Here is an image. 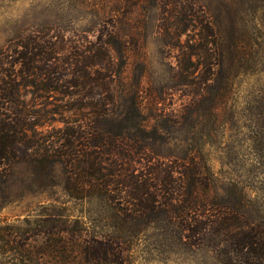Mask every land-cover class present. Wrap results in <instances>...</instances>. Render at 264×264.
Listing matches in <instances>:
<instances>
[{
    "label": "rangeland",
    "instance_id": "rangeland-1",
    "mask_svg": "<svg viewBox=\"0 0 264 264\" xmlns=\"http://www.w3.org/2000/svg\"><path fill=\"white\" fill-rule=\"evenodd\" d=\"M199 4L215 19L219 57L211 73L193 54L185 68L188 46L198 53L199 25L189 7ZM183 14L186 21L179 20ZM37 31L79 43L119 42L120 51L112 50L113 90L121 103L137 97L161 133L151 159L200 164L214 196L241 198L245 219L264 225V0H0V51L17 35ZM21 95L38 107L27 89ZM60 125L45 121L37 130ZM62 186L61 165L51 176L26 163L12 166L0 196V264H85L35 257L32 246L45 235L35 234L34 221L46 213L65 218L84 237L113 231L103 199H69ZM160 224H129L121 264H218L210 250L183 247L174 227ZM16 228L28 229L16 244L27 251L3 240Z\"/></svg>",
    "mask_w": 264,
    "mask_h": 264
},
{
    "label": "trees",
    "instance_id": "trees-1",
    "mask_svg": "<svg viewBox=\"0 0 264 264\" xmlns=\"http://www.w3.org/2000/svg\"><path fill=\"white\" fill-rule=\"evenodd\" d=\"M189 11L200 41L198 53L191 52L192 44L184 53L185 68L192 66L193 54L211 73L219 57L214 15L200 4ZM112 42L98 37L79 43L37 31L17 35L0 51V196L13 165L26 163L50 176L61 165L69 199L99 197L112 211L113 231L89 237L57 213H46L34 221L35 234L45 235L32 246L35 257L121 264L129 224L161 222L174 227L183 247L208 249L218 264H264V225L245 219L241 198L228 202L214 196L196 162L151 159V145L162 135L150 126L137 97L118 102L112 50L121 47ZM22 89L38 107L24 101ZM45 121L61 125L38 131ZM27 230L16 228L3 240L27 251L25 243L16 245L26 240Z\"/></svg>",
    "mask_w": 264,
    "mask_h": 264
}]
</instances>
